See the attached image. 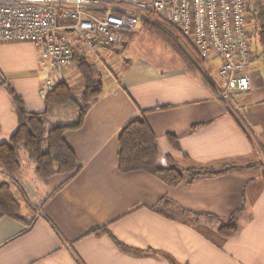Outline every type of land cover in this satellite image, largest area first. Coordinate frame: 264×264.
<instances>
[{
    "label": "crops",
    "instance_id": "1",
    "mask_svg": "<svg viewBox=\"0 0 264 264\" xmlns=\"http://www.w3.org/2000/svg\"><path fill=\"white\" fill-rule=\"evenodd\" d=\"M39 53L30 42H0V83L10 84L25 108L34 112L44 109L39 85L48 73ZM123 60V66L116 67V79L102 81V92L81 125L64 131L80 170L60 187L68 174L42 179L32 162L15 175L31 205L22 202V219L0 216V264H170L152 250L179 264H264V184L259 168L171 186L152 173L121 172L117 166L118 134L141 112L157 142L158 161L165 164L167 155L180 167L258 161L256 148L264 158V74L256 53L247 67L249 90L234 95L230 104L218 97L198 65L161 68L147 59ZM72 67L76 73L70 68L58 74L76 87L80 76ZM5 83L0 84V142L17 125ZM162 196L174 203L172 219L150 209ZM242 197L239 229L231 237L217 233V219L199 215L225 218ZM102 225L119 242L142 253L122 249L106 233L90 232Z\"/></svg>",
    "mask_w": 264,
    "mask_h": 264
},
{
    "label": "built area",
    "instance_id": "2",
    "mask_svg": "<svg viewBox=\"0 0 264 264\" xmlns=\"http://www.w3.org/2000/svg\"><path fill=\"white\" fill-rule=\"evenodd\" d=\"M246 0H0V42L24 41L39 47L48 71L40 80L42 96L61 80L60 70L82 54L102 81L115 80L111 59L138 19H162L176 26L196 53L214 66L208 80L230 104L250 88L251 26ZM218 61L213 65V61ZM165 165V162H160ZM0 175L8 180L0 166Z\"/></svg>",
    "mask_w": 264,
    "mask_h": 264
},
{
    "label": "trees",
    "instance_id": "3",
    "mask_svg": "<svg viewBox=\"0 0 264 264\" xmlns=\"http://www.w3.org/2000/svg\"><path fill=\"white\" fill-rule=\"evenodd\" d=\"M247 2V0H246ZM250 11V12H249ZM249 12L251 26L250 38L254 37L261 48V55L264 59V2L255 0L252 9L246 4V13ZM143 23L156 31L166 43L171 46L182 58L186 66L195 69L199 60H204L199 56L191 45V42L184 37L179 29L162 19L155 18L150 21L142 18ZM158 22V24H157ZM163 24L166 25L167 31ZM172 34L186 42L189 50L196 56L186 52ZM253 55L256 53L250 40ZM257 55V53H256ZM258 56V55H257ZM74 66L77 69L80 81L78 87H71L66 81L58 80L51 90L44 96V109L39 112L29 111L25 108L22 97L5 82L6 89L12 99L14 112L16 114L17 125L6 141L0 142V166L5 174L12 180L0 179V216L6 215L12 218L22 219V202H28L27 195L21 183L15 179V175L20 171V151L23 150L33 163L34 173L44 179L56 173L68 174V177L59 187L73 177L82 167L74 151L64 138V131L77 128L81 125L83 117L95 100L102 92V80L98 76L97 69L82 54L74 55ZM56 107L72 108L76 112L75 119L68 123L55 125L48 124V118L53 114ZM244 125V124H243ZM246 130V129H245ZM171 144L178 148V143L173 135H170ZM117 166L121 172L146 171L157 176L164 183L176 186L188 184L203 176H214L230 171H238L249 168L260 169V179L264 184V163L259 161H248L241 163L237 160H225L218 166L197 165L180 167L171 155L166 156V164L161 165L158 161L160 151L155 137L143 117L140 115L132 118L118 134ZM244 205V197L240 204L225 218H218L211 213H199L209 218L219 221L216 228L217 233L228 238L238 232V213ZM151 210L161 216L172 219L174 203L167 196H162ZM91 233L108 234L113 241L122 249L141 254L142 250L126 246L119 242L106 228L105 225L94 227ZM153 252L165 257L170 264H179L169 255L161 251Z\"/></svg>",
    "mask_w": 264,
    "mask_h": 264
},
{
    "label": "rangeland",
    "instance_id": "4",
    "mask_svg": "<svg viewBox=\"0 0 264 264\" xmlns=\"http://www.w3.org/2000/svg\"><path fill=\"white\" fill-rule=\"evenodd\" d=\"M255 0H247V4L250 5V9H252V5ZM264 2V0H261ZM250 12V11H249ZM247 12L246 14L249 15L250 13ZM158 24V22H157ZM163 27L169 31L166 27V25L163 24ZM129 34L128 39V46L126 48H120L117 50V57L114 59H110L109 56H107V62L110 65L111 69H116L118 66H123V58H131V60L135 59H147L149 61H153L156 64H158L161 68L166 67H174L178 65H185L182 58L179 56V54L171 47L169 46L166 41L163 39L162 36H160L156 31L149 28L147 25L143 23L142 19H138V25L135 27ZM176 39H178V42L180 45L184 48V50L188 53H190L193 56H196L194 52L188 49L186 42L181 39H179L176 35L172 34ZM252 41V45L257 53L258 63H259V69L264 74V59L261 55V48L259 43L256 41L254 37H251L250 39ZM38 52H40V58L42 57V52L39 47H37ZM198 66L203 70V72L207 75H212L214 71V67L209 65V62L205 60H199ZM218 61H213L212 64L216 65ZM72 73H76L74 70V67H72ZM74 87V86H72ZM78 87V86H76ZM74 87V88H76ZM76 112L72 108L68 107H56L53 111V114L48 118V124L49 125H55L60 123H68L71 122L73 119H75ZM256 154L255 158L259 162L264 163V158L262 155V151L260 149H255ZM20 162H21V168L26 169L27 164H30L32 161L27 157L26 153L21 150L20 151ZM27 170V169H26ZM0 175V179H2ZM6 179V178H4ZM8 180V179H6ZM10 181V180H9ZM22 212V210H21Z\"/></svg>",
    "mask_w": 264,
    "mask_h": 264
}]
</instances>
